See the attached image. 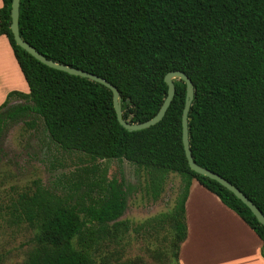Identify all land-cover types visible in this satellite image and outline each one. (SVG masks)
I'll return each mask as SVG.
<instances>
[{
	"label": "trees",
	"instance_id": "1",
	"mask_svg": "<svg viewBox=\"0 0 264 264\" xmlns=\"http://www.w3.org/2000/svg\"><path fill=\"white\" fill-rule=\"evenodd\" d=\"M11 3L2 0L0 36L8 39L29 92L7 95L0 106V135L9 121L32 113L65 151L145 169L153 199L160 196L168 173L178 174L182 183L170 213L130 226L119 220L127 195L122 179L91 181L74 203L33 181L32 191L0 207L9 226L35 231L23 264H97L96 256L111 264L99 254L117 234L131 228L149 238L156 225L166 222L172 240L168 251H154L159 261L153 264H179L187 231L184 203L193 180L256 233L264 258V227L250 210L188 166L181 124L185 83L173 80L175 94L160 122L128 131L117 121L109 89L48 68L16 45ZM19 33L47 59L115 86L128 123L154 117L167 91L164 76L184 73L194 88L188 112L194 162L238 188L264 215V0H20ZM12 99L24 103L6 110ZM96 170L85 169L86 178ZM95 188L103 194L92 199ZM114 264L146 263L128 259Z\"/></svg>",
	"mask_w": 264,
	"mask_h": 264
},
{
	"label": "rangeland",
	"instance_id": "2",
	"mask_svg": "<svg viewBox=\"0 0 264 264\" xmlns=\"http://www.w3.org/2000/svg\"><path fill=\"white\" fill-rule=\"evenodd\" d=\"M23 103L12 99L5 109ZM93 167L97 170L94 174L89 172L87 179L84 171ZM146 174L145 169L124 160H92L85 154L61 149L49 138L43 121L32 113L9 121L0 135V207L8 205L19 193L32 191V183L36 180L53 194L72 199L74 203L89 190L87 183L104 176L108 180L124 181L126 208L119 220L134 226L170 213L182 187L180 176L168 173L160 196L153 199ZM102 194L100 188H95L90 195L96 199ZM84 202L87 203L88 198ZM6 219V213H0L2 264H23L34 246L30 240L35 231L25 225L9 226ZM155 227L156 234L149 238L146 232L135 234L131 228L128 233L117 234V239L103 249L99 257L107 258L111 264L128 259L157 263L159 259L154 251H168L172 230L169 222ZM95 260L102 264L97 256Z\"/></svg>",
	"mask_w": 264,
	"mask_h": 264
},
{
	"label": "crops",
	"instance_id": "3",
	"mask_svg": "<svg viewBox=\"0 0 264 264\" xmlns=\"http://www.w3.org/2000/svg\"><path fill=\"white\" fill-rule=\"evenodd\" d=\"M2 0H0V8ZM28 86L6 36H0V106ZM186 238L179 264H264L256 233L211 192L193 180L184 203Z\"/></svg>",
	"mask_w": 264,
	"mask_h": 264
},
{
	"label": "water",
	"instance_id": "4",
	"mask_svg": "<svg viewBox=\"0 0 264 264\" xmlns=\"http://www.w3.org/2000/svg\"><path fill=\"white\" fill-rule=\"evenodd\" d=\"M19 2L20 0H12L11 12H10V16H11L10 30H11V33L13 35V39L16 45L19 46L21 49H23L25 52H27L30 56H32L38 62L47 66L48 68L58 70L61 72H65L72 76H78L81 78L88 79L92 82H96L106 87L107 89H109L112 93L113 108L116 114L117 121L124 129L128 131H138V130L147 129L157 124L158 122H160L162 118L165 116L166 111L169 108L171 101L175 94V87L173 84V80L179 79L183 81L186 87V94H185L184 106H183L182 117H181L182 144H183L184 154H185L190 170L198 175L207 177L217 182L222 187H224L226 190L231 192L238 200H240L250 210V212L257 219V221L264 227V215L254 205V203L251 200H249L238 188H236L230 182L222 178L220 175L206 168H203L194 162L192 155H191V151L189 147V138H188V112H189L191 103L193 101L194 88H193V84L191 80L184 73L178 72V71H172V72H168L164 76V82L167 85V91L165 94V98L158 112L154 115V117H152L150 120H147L143 123H136V124L128 123L124 121L122 118L120 95L115 86H113L112 84L107 82L105 79L95 74L85 72L83 70H79L76 68H72L67 65L60 64V63H56L52 60L47 59L42 54H40L34 47H32L30 44H28L26 41H24L21 38L20 33H19Z\"/></svg>",
	"mask_w": 264,
	"mask_h": 264
}]
</instances>
